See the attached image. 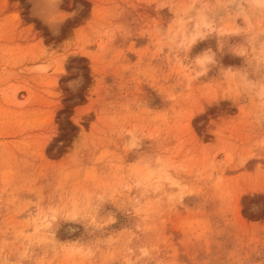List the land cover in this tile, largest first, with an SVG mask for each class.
I'll return each mask as SVG.
<instances>
[{"label": "rangeland", "instance_id": "rangeland-1", "mask_svg": "<svg viewBox=\"0 0 264 264\" xmlns=\"http://www.w3.org/2000/svg\"><path fill=\"white\" fill-rule=\"evenodd\" d=\"M0 264H264V0H0Z\"/></svg>", "mask_w": 264, "mask_h": 264}]
</instances>
